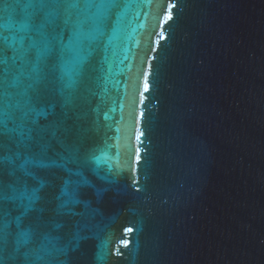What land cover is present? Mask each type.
<instances>
[{
    "label": "water",
    "instance_id": "95a60500",
    "mask_svg": "<svg viewBox=\"0 0 264 264\" xmlns=\"http://www.w3.org/2000/svg\"><path fill=\"white\" fill-rule=\"evenodd\" d=\"M106 56L96 94L74 98L94 153L89 208L75 209L90 230L59 259L264 264V0H135ZM53 172L40 173L49 200L65 177ZM16 239L13 223L4 264H26L38 243Z\"/></svg>",
    "mask_w": 264,
    "mask_h": 264
},
{
    "label": "snow or ice",
    "instance_id": "6c2138e0",
    "mask_svg": "<svg viewBox=\"0 0 264 264\" xmlns=\"http://www.w3.org/2000/svg\"><path fill=\"white\" fill-rule=\"evenodd\" d=\"M134 2L0 0V244L13 223L18 247L38 240L26 264H65L59 257L90 230L91 213L75 209L89 208L79 198L88 183L81 169L94 153L81 151L78 122L87 113L76 111L74 98L96 94L108 47ZM53 170L65 177L49 200L40 173L54 176ZM132 183L139 192L138 181Z\"/></svg>",
    "mask_w": 264,
    "mask_h": 264
}]
</instances>
